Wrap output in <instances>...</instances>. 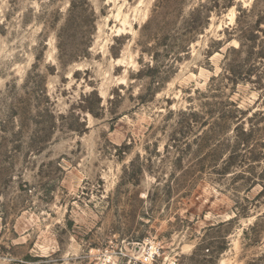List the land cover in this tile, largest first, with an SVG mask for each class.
Returning a JSON list of instances; mask_svg holds the SVG:
<instances>
[{"label": "rangeland", "instance_id": "374dc122", "mask_svg": "<svg viewBox=\"0 0 264 264\" xmlns=\"http://www.w3.org/2000/svg\"><path fill=\"white\" fill-rule=\"evenodd\" d=\"M261 129L264 0H0V264H264Z\"/></svg>", "mask_w": 264, "mask_h": 264}, {"label": "trees", "instance_id": "16d2710c", "mask_svg": "<svg viewBox=\"0 0 264 264\" xmlns=\"http://www.w3.org/2000/svg\"><path fill=\"white\" fill-rule=\"evenodd\" d=\"M233 117V115L230 117V118H232ZM233 119V118H232ZM261 134L262 135H264V129H261ZM239 140H240V136H239ZM241 140H242V138H241ZM244 141V140H243ZM263 145H264V142L262 143ZM262 180H263V182H264V177H262ZM264 192V188H263V190L260 192V194H262Z\"/></svg>", "mask_w": 264, "mask_h": 264}]
</instances>
